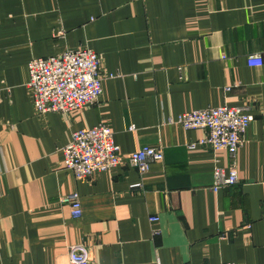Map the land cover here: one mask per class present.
<instances>
[{
    "label": "crops",
    "instance_id": "obj_1",
    "mask_svg": "<svg viewBox=\"0 0 264 264\" xmlns=\"http://www.w3.org/2000/svg\"><path fill=\"white\" fill-rule=\"evenodd\" d=\"M74 48L102 60L99 100L37 114L29 60ZM221 105L253 119L238 182L213 191L228 151L168 120ZM99 122L122 155L163 160L78 180L62 148ZM73 192L79 217L62 200ZM74 245L89 264H264V0H0V264H69Z\"/></svg>",
    "mask_w": 264,
    "mask_h": 264
},
{
    "label": "built area",
    "instance_id": "obj_2",
    "mask_svg": "<svg viewBox=\"0 0 264 264\" xmlns=\"http://www.w3.org/2000/svg\"><path fill=\"white\" fill-rule=\"evenodd\" d=\"M247 60L251 66L263 64L262 56L258 53L248 54ZM28 70L27 86L32 93L37 114H68L72 110L96 104L101 96L104 78L102 60L91 49H66L59 55L33 57L28 62ZM252 119L253 115L246 112L245 108L221 105L184 112L177 119H169L168 123L180 124L184 129H204L206 135L199 140V145L228 151L231 162L229 172L226 173L221 168L213 171L214 183L211 190L216 191L238 182L235 155ZM62 153L64 167L72 171L78 180L89 179L98 172L123 164L145 173L150 162L163 160L162 150L149 146L122 155L110 128L104 122L74 130L71 141L62 148ZM62 200L70 204L74 217L81 215V201L77 192L64 196ZM156 221V216L150 217L151 223ZM89 262L86 248L79 245L70 247L69 264Z\"/></svg>",
    "mask_w": 264,
    "mask_h": 264
}]
</instances>
